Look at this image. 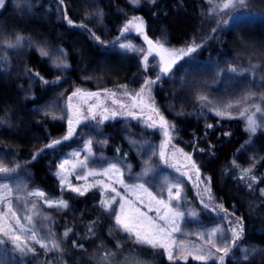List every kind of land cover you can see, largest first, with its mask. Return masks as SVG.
<instances>
[{"label": "rangeland", "instance_id": "1", "mask_svg": "<svg viewBox=\"0 0 264 264\" xmlns=\"http://www.w3.org/2000/svg\"><path fill=\"white\" fill-rule=\"evenodd\" d=\"M153 1L123 0L125 12L129 15L123 16L117 9L115 13L118 18L110 21L108 9L102 0H74L72 16L80 23L75 24L67 14L68 3L63 0H11L10 8L0 21V52L7 55L14 50L19 63L23 64L27 61L28 50L32 48L46 60L49 74L61 77L44 82L52 84V89L42 105L26 111L27 117L24 111L14 115L1 108L0 154L3 156L0 157V165L15 169V172L10 176L0 175V185L8 184L14 193L17 186L43 191L33 180L27 161L29 155L31 158L41 156L50 167L58 187L54 195L43 191L46 198L64 200L68 207L49 208L38 198L32 197L31 202L37 203L39 215L31 226L24 221L22 223L26 228L34 227L40 235L49 236L59 248H41L29 239V246L35 251L20 253L10 241L0 237L5 239V244L0 245V264H148L137 257L138 247L161 253L169 263L183 260L187 253L174 250L176 258L169 260L164 249L135 244L132 238H127L125 233L115 227L114 218L100 207L102 198L113 195L102 189L101 184H107L115 187L126 200L142 211H147L144 205L155 209V201L136 186L143 184L152 196L167 199V190L163 187L165 182L169 187L176 183L181 186V199L172 201L171 206L173 211L183 213V216L176 219L180 231L173 233L171 239L191 253L187 258L197 255V250L203 248L214 254L208 262L220 264L216 256L222 253L215 254V249L208 244L209 235L216 230L217 236L213 242L218 247L225 246L222 237H228L226 243L230 251L223 264L229 260L235 264H264V229L245 233L242 227V232H239L242 225L222 210L223 205L214 192L211 176L178 144L180 131L176 125L180 119L193 120L195 124L198 121L208 123L215 118L240 119L248 133V140L235 155L233 163L241 171H252L255 179L251 178V182L256 185L262 178V174H257V167L264 159V9L261 7L264 1L245 0L243 5L225 11L217 8L220 1L215 2L212 19H204L195 31L196 35L181 46H173L168 42L166 26L160 28L157 37H150L142 16L133 15L136 8ZM136 17L143 21V31L137 32L131 28L125 33L123 29L129 20L138 23L134 20ZM62 21L67 28H59ZM17 36L22 37L20 44L7 47L9 43L16 45ZM145 36L153 42L151 46L144 39ZM89 42L97 49H93V55L87 52ZM157 42L163 43L168 52L162 53L156 46ZM121 43L133 45L134 50L121 49ZM67 47L73 50L72 54L76 57V78L69 75L63 77L72 69ZM189 47H195V51L185 55ZM206 49L209 52L206 57H202ZM42 52L49 55L43 56ZM145 56L148 57L147 62ZM173 60L175 63H172ZM63 64L67 67H63ZM164 65L169 66L166 74L161 72ZM16 66L0 68L1 77L11 81L12 77L21 74ZM126 67L130 69L123 70ZM232 68L237 71L233 73L230 71ZM146 81L154 83L145 87ZM28 86L32 87V83ZM142 88L144 91L133 108V101L125 93L135 96L141 93ZM77 90L81 93L98 92L101 95L99 99L85 102L84 97L73 95ZM105 90L116 93V99L127 107L120 109L119 104H113V98L105 95ZM27 92L28 88L17 86L20 101L26 100ZM201 96L207 97L211 103L202 102L199 99ZM245 97L248 99L245 100ZM69 104L72 108H69ZM229 104L233 107L228 108ZM89 107L96 114L95 120L91 119ZM105 107L107 112L103 111ZM256 107L261 109L260 113L255 112ZM77 109L81 121L79 124L75 123L77 117L73 115ZM217 109L225 115H217ZM113 111L117 112L115 117L112 116ZM129 111H134L136 118L128 115ZM241 112L245 115L242 116ZM103 116L109 119L102 120ZM160 116L166 121L169 133L164 148L167 163L159 157L161 145L166 142L165 128L159 126ZM248 116H253L260 125L255 133L248 129ZM47 118L65 127L64 134L56 139L61 143L53 148L46 147L52 141L49 142L47 132L41 127L42 121ZM69 118L73 119L75 132L64 140L68 133ZM150 124L153 126L149 127ZM89 140L92 141L91 155L86 147ZM124 146L133 153L136 163L120 155L119 151L124 150ZM77 153L78 156L75 155ZM85 157L87 167L73 169L72 165ZM65 161L68 163L61 169L60 165ZM146 161L152 167V171L147 174ZM112 165L120 169L122 175L115 172L105 175ZM89 172L94 175L89 176ZM118 179L136 190L125 193L124 188L115 182ZM73 187L88 190L84 195H78L70 190ZM262 190L264 187L260 189L264 199ZM87 196L93 203V207L87 211L92 220L78 229V223L86 211L77 205V201ZM140 199L144 200V205L139 203ZM249 204L252 208V202ZM113 207L118 210L119 204ZM17 209L23 216L24 212L18 206ZM3 210L6 209L0 205V211ZM148 215L154 219L156 217L154 210ZM93 225L101 226L103 237L99 235L95 238V249L90 243L81 248L75 239L81 237V232L92 233ZM69 229V234L64 236ZM233 229L239 232L235 246L232 243ZM18 234L22 240L27 239V232ZM75 249L79 252H75ZM244 250H249L246 257L242 256ZM104 253L112 255L104 260ZM23 256L29 257L25 259Z\"/></svg>", "mask_w": 264, "mask_h": 264}, {"label": "trees", "instance_id": "2", "mask_svg": "<svg viewBox=\"0 0 264 264\" xmlns=\"http://www.w3.org/2000/svg\"><path fill=\"white\" fill-rule=\"evenodd\" d=\"M63 1L68 3L67 14L70 20L75 24H80L78 19L72 16L71 6H73L74 0ZM217 1L222 2V0H154L153 2L144 3L132 13L133 15L142 16L147 24L146 32L150 37H157L160 28L166 26L168 42L173 46H181L196 35L195 31L204 19H212V16H214V3ZM102 3L108 9L110 21L118 18L117 13H115L117 9L124 16L129 15L125 12L123 0H102ZM10 4L11 0H5L4 5L0 7V21L10 8ZM261 7L264 9V5ZM203 15H206V17H203ZM59 25L61 29L67 28L63 21ZM210 27H213V25ZM93 49H96L95 45L89 42L87 52L93 55ZM67 51L72 69L63 77L69 75L76 78L77 70L74 68L76 57L72 54L73 50L71 51L67 47ZM207 51L209 52L207 49L202 52V57H206ZM26 56L27 61L20 64L14 50L7 55L0 52V68L4 69L17 65L16 68L21 71V74L15 78L12 77L11 81L3 79L0 73V110L3 107L4 111L7 109L14 115L19 114L21 111H24L26 115L29 109L42 105L53 86L44 82H50L61 77L58 74H49L46 60L40 57L34 49H29ZM129 69L126 67L123 70L128 71ZM37 73L39 76L36 75ZM65 78L67 79V77ZM29 83H32V87L28 86ZM18 85L28 88L27 98L24 102L20 101L17 93ZM176 125L180 131L178 144L188 151L202 169L211 176L214 192L223 205L222 210L240 222L245 233L264 229V199L260 195V189L264 187V159L257 167V174H262V178L257 182V185L251 182L252 171L245 175V171H241L242 169H239L233 163L235 155L248 140V133L243 122L240 119L215 118L208 123L198 121V124H195L193 120L180 119L177 120ZM41 127L43 131L47 132L49 142L64 134V125L53 119H44ZM119 152L122 157L136 163L137 160L133 153L125 146L124 150ZM27 161H29L28 166L32 172L33 180L40 188L48 195L56 194L58 187L45 159L41 156L34 159L29 155ZM250 202L253 204L252 208ZM77 205L86 211L77 227L82 229L85 223L87 224L88 221L91 222L92 220L89 218L90 215L87 211L90 210V207H93V203L87 196L79 199ZM101 229V226L93 225L92 230L90 229L92 233L80 231L81 237L76 238L75 241L80 243L78 245L85 244L87 246L90 243L91 247L95 249V238L99 235L103 237ZM71 240L70 249L73 248ZM75 252H79V250L75 249ZM136 253L139 259L145 260L148 264H202L201 261L193 258L169 263L161 253L143 247H138ZM23 257L28 259L29 256ZM207 264L216 263L207 261ZM227 264L235 263L229 260Z\"/></svg>", "mask_w": 264, "mask_h": 264}, {"label": "snow or ice", "instance_id": "3", "mask_svg": "<svg viewBox=\"0 0 264 264\" xmlns=\"http://www.w3.org/2000/svg\"><path fill=\"white\" fill-rule=\"evenodd\" d=\"M5 0H0V7L4 5ZM62 2V0H61ZM245 3V0H222L220 4L217 5V8L219 11H225L231 8H235L237 5H243ZM236 17H233V20H235ZM134 20L138 21V23H133V20H129L128 24L124 27L123 31L125 33L129 32L131 28H135L137 32L143 31V21L140 20L139 17L134 18ZM69 23L72 22L69 20ZM16 45H13L9 43L6 45L7 47H15L20 44V41L22 37L17 36L16 38ZM145 40H147L148 44L151 46L152 41L148 40L147 36L144 37ZM162 53L168 52V49L164 47L163 43L157 42L156 45ZM119 47L124 50H134V46L131 44H125L121 43L119 44ZM151 50V49H150ZM195 51V47H189L187 49V52L184 53L187 55L190 52ZM43 56H48L49 53L42 52ZM148 57L145 56L144 60L147 62ZM162 64L164 62L163 55L161 56ZM172 63H175L173 60ZM57 67H60V65H57ZM63 67H67L66 64H63ZM169 71V66L164 65L161 68L162 73H167ZM233 73L237 71L236 68L230 69ZM39 76V74H36ZM159 78V75L158 77ZM154 83V81H146L145 87H150V85ZM144 89H141V93L135 94V96H132V94L125 93L132 101H133V108L136 107V101L140 98L142 92ZM74 96H82L85 98V102L89 99H99L100 93H81L80 90H77V92L73 93ZM105 95L111 96L113 104H119L120 109H125L127 105L124 103L118 101L116 99V93H109L107 90H105ZM199 99L204 102L207 101V97L201 96ZM245 100L248 99V97L244 98ZM208 104H210V101H207ZM237 103H240V101H237ZM228 108H232L233 105L229 104L227 105ZM69 108H72V105L69 104ZM89 113H91V119H96V114L93 112L92 107H89L88 109ZM103 111L107 112L108 109L105 107ZM155 111V109H154ZM247 111V110H246ZM256 113H260L261 109L259 107L255 108ZM217 115H225L224 112H222L220 109L216 110ZM74 116L77 118L75 119V123L79 124L81 121L79 119V110L77 109L74 113ZM117 115L116 111L112 112V116L115 117ZM128 115L135 116L134 111H129ZM158 115V113H157ZM230 115V113H228ZM241 115H245L244 112H241ZM89 117H84V119H88ZM109 119L108 116H103L102 120ZM151 119V118H150ZM160 119V127L165 128L164 135L166 137V142L164 145H161V150L159 151V157L161 160L165 161V151L164 148L167 144V141L169 139V133L166 128V121H164L163 116L159 117ZM102 122V121H101ZM247 124L248 129L250 132L255 133L260 125L257 123L256 119L253 118V116H248L247 118ZM68 133L63 138L64 140L69 139L75 132L73 119H68ZM149 127L153 125H148ZM211 127V125H209ZM60 140L52 141V143L46 145L47 148H53L55 145L60 144ZM87 152L89 155L92 154V141H87ZM43 151V150H41ZM152 154H155L153 152ZM75 155H79L78 153ZM3 154H0V157H2ZM35 158V157H34ZM190 159V157H189ZM68 161H65L60 165L61 169H64L65 164H67ZM145 174L152 171V167L148 165V162H145ZM195 167V164L192 165ZM73 169L76 167H87V157H85L82 161H77L76 164L72 165ZM179 171V169H177ZM198 171V170H197ZM15 172V169H10L7 167H4L0 165V175L4 176H10ZM108 172H115L120 173V169L116 168L115 165H112V167L108 170H106L105 175H107ZM122 175V173H120ZM248 174V171H245V175ZM89 176L94 175V173L89 172ZM183 175V174H182ZM243 178V177H242ZM210 179V178H209ZM252 179H255V177H252ZM116 183H119L125 190V193H128L130 191H135V188H129L127 185L124 184L122 179H118L115 181ZM61 183H64L63 177L61 178ZM102 189H105L107 191H110L113 193L110 198H102L100 202V207L103 209V211L107 212L112 218H114V225L115 227L126 234L127 238H132L137 245H146L151 248H161L164 249L168 253V259L173 260L176 257L173 255L174 250H178L179 253H187V255H191L190 252L182 245H177L174 240H172V234L175 232H179L180 228L178 224L176 223V219L178 217H182L183 213L175 212L172 208V201H180L181 199V186L179 183L173 184L170 187L168 186L167 182H165V185L163 186L167 190V199L160 197L157 198L156 196H152L151 193L147 192V189L144 188V185H138L136 186L138 189L143 190L147 193V195L151 198L152 201H155V204L157 207L155 209L148 207L147 205H144V200L140 199L139 203L141 205H144L147 207V211H142L140 207H136L133 203H130L128 200L125 199L124 196L121 195L119 191L115 187H109L107 184H101ZM73 192H76L78 195H84L85 192L88 189H80V188H71L70 189ZM264 191V190H262ZM102 197H104V192L101 193ZM36 197L39 200L43 202L44 205H46L49 208H67L68 204L64 200L60 201H53L46 198V194L43 191L40 190H26L23 186H17L15 193L13 192L12 187H10L8 184H2L0 185V205H3L6 210L0 211V237L6 238L8 241L11 242L14 249L18 250L20 253L25 252H34L35 249L29 246L28 240L30 239L35 244H38L41 248L51 247L53 250H56L59 248V245L56 244L54 241L50 240L49 236L40 235L37 233L34 227H25V224L22 223V221L26 222L27 225L31 226L35 222V218L39 215V212L37 210V203L31 202V198ZM119 198V199H118ZM15 202V205H14ZM119 204L118 210L113 207V205ZM20 211L24 212V215H20L18 213V209ZM207 207V205H205ZM155 211L156 217L155 219L152 216L148 215V212ZM50 219V218H46ZM242 226L239 229V232H242ZM71 230L69 229L66 231L63 235L67 236ZM27 232V239H21V235L18 233H25ZM233 237H232V243L233 246H235V240L239 239V232H237L235 229L232 230ZM217 236V231L214 230L208 237V244L212 249H215V254H221L216 256L220 264H223L225 258L229 254V247L227 246V240L228 237H222V243L225 245L223 247H218L214 242V237ZM5 244V239H0V245ZM75 246V242H73ZM82 248L83 246L80 245ZM198 254L192 256L193 259L201 261L202 264H207V261L213 257V253L210 250L207 249H198ZM249 250H244L242 253V256H247ZM111 253H106L102 259L106 260ZM187 255H184L183 258L187 259Z\"/></svg>", "mask_w": 264, "mask_h": 264}, {"label": "bare ground", "instance_id": "4", "mask_svg": "<svg viewBox=\"0 0 264 264\" xmlns=\"http://www.w3.org/2000/svg\"><path fill=\"white\" fill-rule=\"evenodd\" d=\"M101 5V4H100ZM124 16V15H123ZM82 25V24H81ZM88 36V35H87ZM22 162V161H21Z\"/></svg>", "mask_w": 264, "mask_h": 264}]
</instances>
